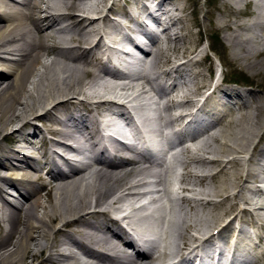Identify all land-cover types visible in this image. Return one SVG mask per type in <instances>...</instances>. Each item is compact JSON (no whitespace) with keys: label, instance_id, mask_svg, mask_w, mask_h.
<instances>
[{"label":"bare ground","instance_id":"obj_1","mask_svg":"<svg viewBox=\"0 0 264 264\" xmlns=\"http://www.w3.org/2000/svg\"><path fill=\"white\" fill-rule=\"evenodd\" d=\"M151 1L171 6L165 43L139 17L160 24L144 0H0V264H264V97L230 71L215 86L210 51L192 45L208 21L230 48L211 45L220 66L239 62L264 94L260 0H220L202 24L199 0ZM142 31L155 51L122 74L116 46ZM117 119L145 152L106 139L125 133ZM163 119L173 153L160 159L147 137ZM83 149L74 166L66 154ZM177 164L190 196L169 183Z\"/></svg>","mask_w":264,"mask_h":264},{"label":"rangeland","instance_id":"obj_2","mask_svg":"<svg viewBox=\"0 0 264 264\" xmlns=\"http://www.w3.org/2000/svg\"><path fill=\"white\" fill-rule=\"evenodd\" d=\"M199 3H200V9H199V12L196 15V18H197V21L200 24L203 23V21L205 20V17L209 14V12L213 11L215 5H217V6L221 5V1L220 0H199ZM241 9L243 11H246L244 4H241ZM192 10L193 9L190 10V14H191L190 15V19H194V16L192 14ZM248 10H250V9H248ZM216 18H218V13L217 12H215V19ZM249 19H251V17ZM241 21L244 22V23L250 22L245 17H241ZM216 31L217 30L213 29L212 26L210 25V23H208V21H206L205 24L201 25L198 28H193L194 36H193V44L192 45L194 46V48L203 50L202 51L203 53H201L200 56H198L199 58H201V56H203L205 54L207 55L208 48L211 47V45H214L217 49L223 50L227 54L230 52V48L228 46V43L224 39V35L225 34L223 32L216 33ZM255 45H256V43H255ZM263 49L264 48H258V52L263 51ZM228 55H230V53ZM209 57H210L209 59L213 60V64H214V68H215V72H216L217 70H219L221 68L220 67L219 58L212 51L209 52ZM229 66H230L229 68H223V70L230 71L229 77H228V79H230V81H232L234 83L236 82L238 84V88H240L241 90H252L253 92H257L258 94H260V96H259L260 100L264 97L263 92H261V90H259L257 88L258 85L263 82V79L261 78V76L252 75L251 73L248 72L247 69H245L243 67V65H241L239 62H236L234 60H231V62H229ZM233 73H234V76H232ZM208 76L211 79L213 77L210 74H208ZM249 78H250V80H248ZM245 84H248V86H252V87L243 86ZM233 86H235V84H233ZM1 144L4 147H6V146H11L12 147L13 146L8 141H2ZM23 147H25V145L23 143H21L19 145H16V148H23ZM14 148H15V146H14ZM2 173L3 172L1 171L0 174H2ZM181 173H182V169L180 167V164H177V166L173 169V172H172V174H171V176L169 178V183L172 185V183H174V181H179V177H180ZM44 174H46L45 171H44ZM46 180L48 181V180H50V178L47 177ZM8 190L10 192H12V195H15V197L17 198L18 191H15V190H12V189H8ZM42 194L44 195L45 192H43ZM4 197L10 203L11 202H15L14 198H12L9 195H5ZM0 240H1V234H0Z\"/></svg>","mask_w":264,"mask_h":264}]
</instances>
